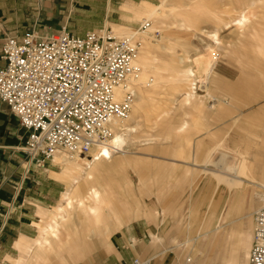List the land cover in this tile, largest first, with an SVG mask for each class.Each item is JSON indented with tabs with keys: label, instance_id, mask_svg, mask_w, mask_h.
<instances>
[{
	"label": "rangeland",
	"instance_id": "rangeland-1",
	"mask_svg": "<svg viewBox=\"0 0 264 264\" xmlns=\"http://www.w3.org/2000/svg\"><path fill=\"white\" fill-rule=\"evenodd\" d=\"M161 1L146 0L132 12L139 9L142 4L159 8L162 6ZM167 1L170 4L174 0ZM177 1L186 3L187 0ZM219 1L220 9H225L223 12H226V14L220 13L224 24L237 19L239 14L234 11L239 12L245 4L253 2L256 4L252 9L253 19L249 27L245 29L244 36L241 37L239 32L229 25L219 30L221 43L217 48L198 32V29L212 31L215 29L213 23L209 22L207 16L195 14L188 7L185 8L186 10L178 9L174 12L176 28L168 29L176 32V35L171 37L173 38L171 42L162 43L164 47L162 50L155 48L161 40L163 30L162 26L154 20L150 21L144 29L140 27V23L147 19L135 16L134 24L129 29L121 30L124 33L112 29L118 36L134 37V43L138 44L134 61L137 77H140L142 73L137 60L144 45L148 44L154 48L151 64L148 66V78L137 85L134 83L138 79L133 78L135 82L131 84L132 94H129L132 102L131 111L137 104L136 96L144 98L141 102L142 109L135 117L139 127L114 157L137 163L141 167L139 173L143 177V187L132 169L127 168L125 175L133 185L132 190L142 209L144 210V206L149 204L153 205L156 200L161 208L159 211L162 216V220L124 221L126 224L116 232L122 231L134 222L151 223L157 228L155 232L157 231L159 235L158 239L161 238L164 250H171L170 258L175 256L176 264H203L205 259L201 257L198 250L204 247L205 242L203 238H198L196 242L192 240L200 233L212 230L217 222L224 220V223H228L238 218L236 209L230 213L229 217L227 216L230 212L229 199L237 197L239 205L245 200L246 206H250L248 209H252V215L261 208L256 205L257 199L248 195L250 192L262 194L263 190L260 188L246 186L245 191L233 190L227 194L225 186L219 184L211 172L203 171L205 167L212 171H219L225 165L235 167L242 162L241 158L245 157L244 159L252 165L250 173L257 182L260 183V176L263 175L264 178V0ZM184 16L189 19L191 16L192 26L178 29ZM172 21L173 18L170 17L167 23ZM152 23L155 24L152 25ZM151 26L154 27L152 38L145 39L141 34H144ZM185 40H189V45L185 43ZM206 45L215 49L213 60L216 64L213 81L208 85L207 93L205 89L198 88L201 84L193 86L196 88L194 91L197 95L201 96V102H198L196 108L184 107L172 113L173 101L181 100V98L174 93L175 72L169 69L174 70L180 67V58L188 53L190 56L196 50L204 53ZM150 72L157 73V77L160 78L161 87L156 90H153L156 86L155 76L149 75ZM150 79L153 80L150 83L153 86L148 87L146 84ZM182 88L188 91L187 84L184 83ZM213 99L226 100L229 105L220 104L215 107ZM209 106L212 107L211 110L206 108ZM166 112L169 114L165 116ZM186 113H188L185 118L188 123L187 128L192 130V133H177V128ZM237 133L239 138H244L243 142L235 139ZM146 136H151L155 140L145 144L138 139ZM247 138L250 140L249 143L245 142ZM190 143L191 145L194 143L195 147L200 145V149L194 153L193 160ZM219 144L221 147L212 152L208 164L204 165L202 160L206 152ZM236 146L238 147L236 152L246 153V155L240 156L234 152ZM226 148L230 149L226 150ZM122 153H124L123 156H121ZM222 156L225 158L221 161ZM58 168L60 171L61 167L58 166ZM245 192L246 197L243 198L241 195ZM249 198L252 200L250 205H248ZM115 201L118 207L122 206L121 200L115 199ZM53 212L54 210L48 213L49 216ZM43 220L42 218L38 226ZM73 226L69 231L74 242L71 244V252L56 250L48 257V262L43 264H78L104 246L111 235L116 233L114 231L108 237L97 233L95 236L90 235L84 238L85 226L80 223V220H73ZM62 234L66 236V232ZM204 257L209 260L208 262L206 260L205 264H212L213 251L208 249L204 252ZM214 264L219 263L214 262Z\"/></svg>",
	"mask_w": 264,
	"mask_h": 264
},
{
	"label": "bare ground",
	"instance_id": "bare-ground-1",
	"mask_svg": "<svg viewBox=\"0 0 264 264\" xmlns=\"http://www.w3.org/2000/svg\"><path fill=\"white\" fill-rule=\"evenodd\" d=\"M162 6L156 7L148 4H142L139 9L135 11V15L138 17H144L145 23H149L154 20L156 23L162 26L163 35L161 36L160 42L155 46L156 49H164L162 43L171 42L176 35V32H172L168 28H176L174 12L178 9L186 10L185 8H191L195 14L205 15L209 18V22L213 23L212 31H205L198 29V32L209 39L216 48L220 46L221 39L219 36V30L231 25L237 30L241 37L244 36V31L247 29L253 19L252 9L255 7L256 2L251 4H245L242 9L234 11L239 14L237 19L224 24L221 14H226L224 10L220 9L219 0H187L186 3L179 2L177 0L172 1L168 4L167 0H162ZM172 17L173 21L167 23V20ZM191 19V16H190ZM188 17L182 18V24L178 26V29L190 28L192 26L191 21ZM155 23H152V25ZM150 26V25H149ZM212 27V28H213ZM118 30V29H115ZM154 27L151 26L148 30L141 34L145 37H151ZM124 33L121 30H118ZM132 35V34H130ZM180 39V38H177ZM181 40V39H180ZM185 43L189 45V40H185ZM206 51L203 53L196 50L192 56L185 55L180 58L181 66L169 71L175 72L176 86L174 87V93L178 95L181 100H174L175 110H182L184 107L196 108L201 102V96L197 95L194 91L196 88L195 84H201L200 89L208 91V85L213 81L215 62L213 60V49L210 45L205 46ZM154 48L148 44L144 45V48L140 52L137 63L142 68L140 77L136 78L138 81H126L123 86H119L114 89V94L117 102H121L125 99L127 93L132 94L131 86L141 83L148 77L147 71L148 66L151 64V55L153 54ZM157 73L150 72L149 75L155 76L156 86L153 90L161 87L159 85L160 78L157 77ZM153 80L146 84L148 87ZM187 84L188 91L183 90V84ZM132 84V85H131ZM143 95V93H140ZM144 98L136 96V105L133 111H131L129 117L125 121H114L112 124L113 136L104 145H100L91 154L90 158L83 156H69L67 154H55L54 162L60 166L61 169L58 174L54 176L62 180L65 183V191L61 197L60 203L53 209L54 212L51 216L48 213H44L42 223L38 226V235L31 241H22L17 244V247L21 251V257L15 264H43L48 262V257L56 250L71 252V244L73 240L69 231L73 226V220H80V223L85 226V232L83 237L87 238L90 235L95 236L97 233H102L108 237L114 231L120 230L124 224V221H131L138 218L143 214L141 204L132 190V184L127 179L125 173L127 168L132 169L139 178V183L143 187V177L139 173L140 166L137 163L130 162L127 160H121L120 157H114L115 154L122 150V147L127 144V139L136 133L139 124L136 122L135 117L139 114L142 109V100ZM199 102V103H198ZM215 107L220 104H226V100H215ZM211 110V106L206 107ZM166 112L164 115H168ZM163 115V116H164ZM186 116L181 120L177 133L190 134L192 130H189L188 123L186 122ZM140 142L149 144L153 142L151 136L139 137ZM136 139V140H138ZM143 139V141L141 140ZM235 139H239L243 142V137L239 138V134L235 135ZM147 142V143H146ZM249 143L250 140L247 138L245 141ZM192 143V142H191ZM192 149V160L194 153L200 149V145H191ZM189 144V143H188ZM221 144L217 147L208 150L205 158L202 160L204 165L208 164V159L212 152L219 149ZM230 148H226L228 150ZM238 147L236 146L233 150L236 152ZM248 150V148L246 149ZM238 153V152H236ZM240 156L245 154L238 153ZM124 153L121 154L123 156ZM225 157H221V161ZM242 157V162L235 167L225 165V167L219 171H212L203 168L204 172H211L218 181L219 184H223L227 194L231 191L242 190L245 191L246 186L258 187L263 190L262 194L250 192L248 195L257 199V207L264 206V178L260 176V183L251 175L250 171L252 165H250ZM255 176V173H254ZM110 179V181H109ZM236 192H234L235 194ZM239 194V193H238ZM240 195V194H239ZM243 198L246 197V192L243 193ZM231 197V196H230ZM115 199L121 200L122 206L118 207ZM129 199H133L132 201ZM237 197L229 199L228 207L230 213L236 209L237 219L230 222L224 223V220L217 222L215 227L210 231H205L196 238H193L192 242H196L198 238H203L205 242L204 247L198 250V253L205 260L204 252L208 249L213 251V257L211 263L218 262L219 264H249V252L252 241V212L250 206H246L245 200L239 205ZM252 202L251 198L248 200V205ZM256 207V206H255ZM257 208V209H258ZM229 211V210H228ZM254 213V212H253ZM226 219V218H224ZM230 226L231 228H227ZM62 232H66V236H63ZM87 234V235H86ZM53 255V254H52ZM209 260H207L208 262Z\"/></svg>",
	"mask_w": 264,
	"mask_h": 264
},
{
	"label": "built area",
	"instance_id": "built-area-1",
	"mask_svg": "<svg viewBox=\"0 0 264 264\" xmlns=\"http://www.w3.org/2000/svg\"><path fill=\"white\" fill-rule=\"evenodd\" d=\"M133 38L103 28L84 38L62 30L3 41L0 101L27 132L24 151L31 161L41 165L62 153L91 159L113 136V122L128 119L130 93L117 102L114 89L137 76ZM252 223L249 263L264 264V206L252 215Z\"/></svg>",
	"mask_w": 264,
	"mask_h": 264
},
{
	"label": "crops",
	"instance_id": "crops-1",
	"mask_svg": "<svg viewBox=\"0 0 264 264\" xmlns=\"http://www.w3.org/2000/svg\"><path fill=\"white\" fill-rule=\"evenodd\" d=\"M145 1L0 0V53L6 38L21 40L26 34L43 38L65 30L84 38L103 28L129 29L136 16L132 10ZM27 139V132L0 101V264L19 260L17 244L37 237L42 215L53 211L66 188L54 176L59 173L54 159L40 165L26 156ZM144 208L133 220H162L156 200ZM156 229L151 223H131L78 264H133L135 260L176 264Z\"/></svg>",
	"mask_w": 264,
	"mask_h": 264
}]
</instances>
